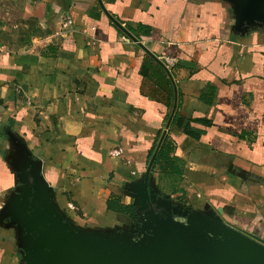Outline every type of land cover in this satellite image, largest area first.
<instances>
[{
	"label": "crops",
	"instance_id": "obj_1",
	"mask_svg": "<svg viewBox=\"0 0 264 264\" xmlns=\"http://www.w3.org/2000/svg\"><path fill=\"white\" fill-rule=\"evenodd\" d=\"M102 2L170 75L98 0H0V264H24L23 174L75 227L130 232L107 202L135 207L166 137L185 165L166 194L264 243V31L235 34L222 0Z\"/></svg>",
	"mask_w": 264,
	"mask_h": 264
},
{
	"label": "water",
	"instance_id": "obj_2",
	"mask_svg": "<svg viewBox=\"0 0 264 264\" xmlns=\"http://www.w3.org/2000/svg\"><path fill=\"white\" fill-rule=\"evenodd\" d=\"M98 1L108 17L170 75L164 62ZM222 1L230 6L235 34L264 31V0ZM162 140L137 186V221L130 232L105 235L75 227L54 204L39 171L31 168L23 174L12 209L21 230L24 264H264L260 240L218 215L182 208L170 194H154L149 179Z\"/></svg>",
	"mask_w": 264,
	"mask_h": 264
},
{
	"label": "trees",
	"instance_id": "obj_3",
	"mask_svg": "<svg viewBox=\"0 0 264 264\" xmlns=\"http://www.w3.org/2000/svg\"><path fill=\"white\" fill-rule=\"evenodd\" d=\"M175 142L171 137H166L161 148L159 149L158 155L156 157L155 163L153 165L152 171L158 175V184L160 186V181L164 176L174 177V184L177 183L180 176L183 174L185 170L184 161L179 159L175 154ZM152 156V152L150 153ZM179 183V182H178ZM162 187V186H161ZM175 185L171 186L168 189V192L175 193L177 191ZM178 190V191H179ZM167 193V192H165ZM184 202L181 197H177L176 203ZM108 208L112 210H117L123 212L130 219L136 220L137 214L135 207L133 205H119L118 202L108 201ZM59 208V207H58ZM60 209V208H59ZM61 210V209H60ZM65 216L68 217V213L66 210H61Z\"/></svg>",
	"mask_w": 264,
	"mask_h": 264
},
{
	"label": "rangeland",
	"instance_id": "obj_4",
	"mask_svg": "<svg viewBox=\"0 0 264 264\" xmlns=\"http://www.w3.org/2000/svg\"><path fill=\"white\" fill-rule=\"evenodd\" d=\"M157 175L156 173H154L153 171H151V174H150V179H149V186L151 188V190L154 192V194L156 195H164L166 194L165 192H167L166 190L169 189V184L172 182V181H164L163 179L160 181V185L162 186H159L158 187V182H157V179H156ZM143 182V180H142ZM140 195V191H137L136 194ZM175 197V196H174ZM172 197L171 200L174 201V203H176L175 201V198ZM181 206V204H180ZM263 242V241H261Z\"/></svg>",
	"mask_w": 264,
	"mask_h": 264
},
{
	"label": "built area",
	"instance_id": "obj_5",
	"mask_svg": "<svg viewBox=\"0 0 264 264\" xmlns=\"http://www.w3.org/2000/svg\"><path fill=\"white\" fill-rule=\"evenodd\" d=\"M113 153H115L116 155H120V150L114 151Z\"/></svg>",
	"mask_w": 264,
	"mask_h": 264
}]
</instances>
